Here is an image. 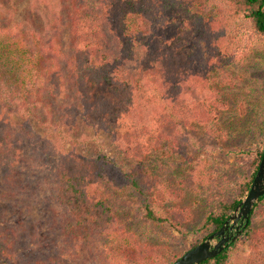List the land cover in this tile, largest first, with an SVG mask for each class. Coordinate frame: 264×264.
Returning a JSON list of instances; mask_svg holds the SVG:
<instances>
[{
  "label": "trees",
  "instance_id": "16d2710c",
  "mask_svg": "<svg viewBox=\"0 0 264 264\" xmlns=\"http://www.w3.org/2000/svg\"><path fill=\"white\" fill-rule=\"evenodd\" d=\"M19 1L7 0L10 9ZM32 1L33 13L42 10L39 26H0V109H13L23 130L6 129L0 137V178L8 194L18 197L32 190L22 147L36 137L32 120L59 137L67 135L57 116L67 125L84 120L107 133L135 165H118L103 149L91 158L75 149L64 151L42 185L53 203L74 207L76 218L65 228L66 249L57 257H21L18 229L0 222V254L15 264H68L65 257L79 262L84 255L91 257L85 264H174L184 253L139 242L126 219L141 215L146 223L200 238L192 249L219 231L249 192L263 151L249 164H231L192 154L179 140L194 124L224 139L219 118L228 105L212 74L224 64L227 71L243 68L241 55L233 51L242 40L243 24L264 38V0ZM171 11L187 18L180 20L176 38L165 42L157 35L158 24ZM201 41L212 47L216 64L201 58ZM250 61L253 70L264 72V49ZM229 76L225 81L234 85L237 79ZM258 94L252 107L264 142V83ZM157 152L189 173L191 183L182 182L179 195L161 188L145 166V158ZM188 194L216 204L192 228L191 210L168 204ZM246 248V264H264V196L239 239L202 264H233Z\"/></svg>",
  "mask_w": 264,
  "mask_h": 264
},
{
  "label": "rangeland",
  "instance_id": "374dc122",
  "mask_svg": "<svg viewBox=\"0 0 264 264\" xmlns=\"http://www.w3.org/2000/svg\"><path fill=\"white\" fill-rule=\"evenodd\" d=\"M32 4H35L32 0H20L10 9L7 0H0V26L10 23L26 29L32 22L39 26L42 22L39 13L42 10L38 15L33 13ZM184 18L187 16L177 11L165 14V19L161 17L158 24L157 35L165 42L175 39L178 24ZM241 36L242 40L233 54L241 55L245 63L243 68L236 65L227 71L224 64L221 68L215 67L212 74L228 105L226 110L221 111L219 118L226 132L224 139L216 140L200 125L198 127L194 124L193 128L185 127V134L179 140L188 144L192 154H210L231 164H249L257 151H264V142L255 129V110L252 107L264 83V72L253 70V61L247 63L248 57L264 49V38L250 31L246 24H243ZM198 49L204 62L208 63L210 60H213L212 64L218 62L219 59H213V49L208 43L201 41ZM230 73L237 79L234 85H228L225 81L230 77ZM56 120L55 122L63 124L67 137L54 135L53 131L42 126L40 121L29 122L36 137L24 142L22 147L30 170L29 182L32 190L22 196L12 197L0 178V222L18 229L19 236L22 237L18 247V255L21 257H57L61 250L66 249L68 239L65 228L76 218V214L72 212L74 207L68 203L64 205L53 203L55 199L50 198L49 189L42 185L48 171L58 165L64 151L75 149L79 155L91 158L103 149V152L118 165L127 167L135 165L124 159L122 151L111 141L109 135L99 130L97 126L88 125L84 120H73L67 125L66 119L58 116ZM21 123L22 119L13 109L11 113L0 109V137L6 129L22 133L23 130L19 128ZM169 158L157 152L145 158L144 163L149 171L160 179L161 188L172 189L179 195L185 187L181 183L190 184L191 179L187 177L189 173H186L179 163L173 165ZM177 165L178 168L175 167ZM168 202L169 207L178 205L180 208L191 210L192 219L188 224L190 228L197 226L206 213L216 209V204L203 195L188 194L185 199H168ZM126 221L128 230L137 236L139 242L164 245L176 254H185L200 240L198 237L182 236L169 225L146 223L141 215L127 217ZM248 255L246 248L233 258V264H246ZM88 259L91 257L84 255L79 262H74L72 258L65 257L68 264H85ZM13 262L0 254V264H15Z\"/></svg>",
  "mask_w": 264,
  "mask_h": 264
},
{
  "label": "water",
  "instance_id": "95a60500",
  "mask_svg": "<svg viewBox=\"0 0 264 264\" xmlns=\"http://www.w3.org/2000/svg\"><path fill=\"white\" fill-rule=\"evenodd\" d=\"M264 196V151L259 169L252 182L246 197L240 202L235 212L225 222L219 231L210 235L204 242L187 251L174 264H202L203 262L216 258L224 252L229 245L237 240L244 229L247 228L251 213ZM235 229V233L232 231Z\"/></svg>",
  "mask_w": 264,
  "mask_h": 264
},
{
  "label": "flooded vegetation",
  "instance_id": "af4514ba",
  "mask_svg": "<svg viewBox=\"0 0 264 264\" xmlns=\"http://www.w3.org/2000/svg\"><path fill=\"white\" fill-rule=\"evenodd\" d=\"M232 233H235V229L232 231Z\"/></svg>",
  "mask_w": 264,
  "mask_h": 264
}]
</instances>
